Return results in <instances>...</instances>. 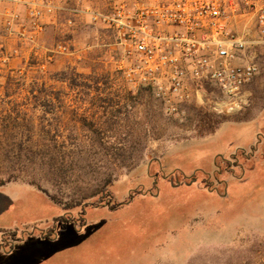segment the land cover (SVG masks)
I'll return each instance as SVG.
<instances>
[{"label": "rangeland", "instance_id": "obj_1", "mask_svg": "<svg viewBox=\"0 0 264 264\" xmlns=\"http://www.w3.org/2000/svg\"><path fill=\"white\" fill-rule=\"evenodd\" d=\"M111 13L0 0V264H264V43L246 36L259 72L242 104L205 84L168 113L117 69L122 31L93 20Z\"/></svg>", "mask_w": 264, "mask_h": 264}, {"label": "built area", "instance_id": "obj_2", "mask_svg": "<svg viewBox=\"0 0 264 264\" xmlns=\"http://www.w3.org/2000/svg\"><path fill=\"white\" fill-rule=\"evenodd\" d=\"M105 1L112 13L94 15L93 20L122 31L126 48L117 69L132 88L151 91L168 113L176 112L189 90L205 84L233 106L244 102L243 89L259 67L247 56L248 35L235 29L224 1ZM241 5L251 14L257 41L264 43V0H241ZM46 10L50 13L51 7ZM30 14L37 18L41 12ZM57 48L65 50L63 45Z\"/></svg>", "mask_w": 264, "mask_h": 264}, {"label": "crops", "instance_id": "obj_3", "mask_svg": "<svg viewBox=\"0 0 264 264\" xmlns=\"http://www.w3.org/2000/svg\"><path fill=\"white\" fill-rule=\"evenodd\" d=\"M234 26H235V29L236 30H238L239 32H242V33H245L246 35H248L249 37H254L255 36V33L253 32V30H252V28L250 27V26H247V27H245L246 26V24H244V22H242V21H238V22H235L234 24H233ZM242 98L245 100V92H244V89H243V93H242ZM253 121H249V122H239L238 124H241V125H248V126H251L250 127V129H249V137L247 138V140L249 141L248 143H247V145L246 146H249V145H251L253 142H254V140H255V138H256V136L258 135V130H257V128L254 126V125H252L253 123H252ZM36 197H38V198H40L41 200H43L41 197H39V196H37L35 193H33ZM8 194H4L3 196H2V198H3V200H9V204H12V205H14L15 204V202H12L13 200H11L8 196H7ZM44 203H45V201H43ZM8 203L6 204V206L7 205H9ZM48 207H50L47 203H45ZM50 208H52V207H50ZM53 214H54V212L53 213H51L50 215H49V217H53ZM48 218V217H47ZM47 218H45V219H47ZM34 231H39V230H34ZM29 235V234H28ZM30 235H32V237L30 236ZM29 236H27V237H29L28 239H30V241H44V240H47L48 242H53V239H45V238H42V237H38L37 235H34V234H30Z\"/></svg>", "mask_w": 264, "mask_h": 264}, {"label": "trees", "instance_id": "obj_4", "mask_svg": "<svg viewBox=\"0 0 264 264\" xmlns=\"http://www.w3.org/2000/svg\"><path fill=\"white\" fill-rule=\"evenodd\" d=\"M1 51V50H0ZM2 52V51H1ZM24 74H20V73H18V72H16V73H8V75H6V80H7V82L8 83H11V82H14L15 80H23L24 78ZM13 80V81H12ZM198 87H200V86H198ZM227 122H228V120H227ZM234 123V122H233ZM218 159H220L221 160V158H218ZM181 172V171H180ZM183 173V172H182ZM185 174V173H184Z\"/></svg>", "mask_w": 264, "mask_h": 264}]
</instances>
